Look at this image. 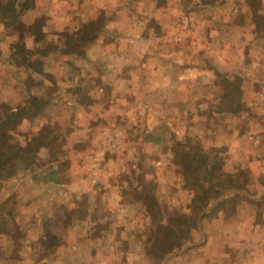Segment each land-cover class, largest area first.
<instances>
[{"label":"crops","instance_id":"crops-1","mask_svg":"<svg viewBox=\"0 0 264 264\" xmlns=\"http://www.w3.org/2000/svg\"><path fill=\"white\" fill-rule=\"evenodd\" d=\"M252 2L201 0L171 11L157 0H31L24 10L16 5L14 20L26 26L18 34L0 15L1 121L24 115L10 130L22 148L48 125L65 137L56 151L37 147L33 166L2 180L0 205L13 206L3 218L15 229L0 228V264H150L141 236L149 212L141 197L126 196L127 167L155 180L159 198L170 200L165 188L175 189L189 206L192 194L172 177L173 139L187 133L225 147L226 172L253 170L249 182L259 190L202 222L208 241L166 264H264V205L252 202L264 196V41L254 20L264 0ZM102 13L98 37L83 42ZM186 19L201 31L189 41ZM18 45L26 62L17 59ZM235 76L238 109L222 80ZM111 136H125V146ZM237 189L211 208L239 196Z\"/></svg>","mask_w":264,"mask_h":264},{"label":"rangeland","instance_id":"rangeland-1","mask_svg":"<svg viewBox=\"0 0 264 264\" xmlns=\"http://www.w3.org/2000/svg\"><path fill=\"white\" fill-rule=\"evenodd\" d=\"M14 1L15 0H0L1 16H6V7L11 6V3H13ZM198 1L200 2L201 0H157L160 6H162L166 2H169L171 4V11H175L179 4H182L181 6L185 7L186 9H194L195 6H197V3H199ZM15 2L16 5L19 3L22 4L23 0H21V2L20 0H17ZM262 5L263 0H253L252 2V6H255L256 8L262 7ZM106 17L108 16H106V14L104 13L100 14V18L96 26L98 29L102 26V24H105L104 20L106 19ZM174 17H176V20L177 16ZM192 18L194 17L192 16ZM9 20V33H21L26 27L19 20L17 22L14 20V18H10ZM186 20L187 21H185L186 26L184 28V31L187 33V36L189 35L187 38V41H189L196 35L200 34L201 31L197 28H193V26L190 25V19ZM254 20L256 21L258 30L262 32L260 35L263 36L264 19L257 17L254 18ZM174 28L175 30H173L177 32V26ZM17 54L19 55L17 56L18 60H23L26 62L28 56L26 51L21 53L18 52ZM37 64L38 63H36L35 65L36 67H38ZM222 80L224 82L223 85L225 93L226 90H228V95L233 100L232 105L234 106V109L240 108V78L238 76H235L232 78L231 82L229 81V83L225 82L227 79L224 77ZM40 107H42V105H40L39 108ZM159 109L162 110L161 107ZM132 127L136 129L138 127L137 122H134L132 124ZM53 128V125L46 126L43 130L42 138L38 141L50 144L53 150L55 149L56 151L64 142L65 137L64 135L62 136L55 134ZM133 133L135 134V132ZM120 138L122 142H120V139L116 137V139H113L112 144L117 146H121L122 144L124 147L126 137L122 136ZM7 145V147H10L11 149L13 148V150L11 151H18L17 148L19 147V143L15 139L12 138L9 142H7ZM34 145H36V143H32L30 145V148L34 147ZM30 148L27 147L25 148V151L19 152V154L23 156V159L18 160L16 162V165L31 166L36 162V148L34 149L33 153H30ZM172 149V159L175 166L177 167V175H174L172 177L174 179L175 177H177V181L181 182V184H184V186L192 194L191 204L187 207L181 204L180 200L175 198V189L165 188L166 191H170V200L168 198H159L158 193L162 192L160 189H158L159 186L157 185V182H155V180H149L150 178L145 176V174L140 170L134 169L132 167H127L126 177L130 179V185L128 187L129 190L126 196L129 201H131V199L141 197V207L144 206L143 208L147 209L149 212L150 228L147 231L143 232L144 235L141 236H144L143 238L146 239V242L148 244V251L152 261L150 264H166V261L186 254L188 250L192 248V244H205L208 241L209 236L206 234V232H204V230L200 232L199 230H202V227L204 226L202 222L208 225L207 222L212 221V219L215 217L214 214L204 216L201 221H199L198 228L191 229L189 234H185L186 232L184 231L182 232V228H186L195 222L196 213L193 214L195 210L193 204L194 199L199 200V202L201 203V201L203 200L202 198L205 195H208V197L210 198H215L219 194L227 191L228 188L237 187L240 195L235 196L233 201L227 203L226 212L228 214L232 212L234 208H236V205L238 204V202H240V200H243L248 194L252 196L253 193H256L259 190L256 184L249 182L250 177L254 176L253 170H250L248 168H239L235 173L226 172L224 167L227 159L225 147L211 148L209 145L204 144L203 140L200 137L193 136L187 133L186 135H182L179 137L177 136L175 137V139H173ZM195 183H197V187L193 186ZM0 185L2 186V180H0ZM252 202H254V204L258 208H261L264 205V196L261 199ZM214 203L212 205H214ZM212 205L210 207H212ZM12 207V201H10L6 204L5 207L0 208V228H4V226L6 225H9L11 228L15 227L13 218L11 220H7L6 217L5 219L3 218L4 214H6L10 209H13ZM181 217H187V219L191 221H188L187 225L184 227H181V224L179 222H169L170 219L178 220ZM19 229L20 228H18V230L16 231V237L18 239L17 246H20V244L22 243L21 238L23 235L22 231H20ZM171 231H174L175 234L172 235ZM185 236L188 237L187 240L181 239V237ZM49 240L51 243L54 242V240H51L50 237H48V241ZM181 241L184 245L183 247L179 248L177 244ZM168 247H171L174 250L172 253L166 255L165 252ZM26 251L28 252V254H30L29 250ZM1 253L2 250L0 249V254ZM14 254H17V248L16 250H14Z\"/></svg>","mask_w":264,"mask_h":264},{"label":"trees","instance_id":"trees-1","mask_svg":"<svg viewBox=\"0 0 264 264\" xmlns=\"http://www.w3.org/2000/svg\"><path fill=\"white\" fill-rule=\"evenodd\" d=\"M17 1V0H15ZM13 2L11 3V6H8L6 7V10H5V14L7 19H10V18H16L15 14H16V2ZM30 2L31 0H23V3L21 4V7L22 9H26V8H29L30 6ZM256 17L258 18H261V19H264V15H261L259 13H257L256 11ZM8 26L10 25L9 23L7 24ZM97 26V22H94L92 23L90 26H88L85 30V34L83 35L82 37V40L83 42H88V41H92V40H95L97 37H98V32H99V29L96 27ZM263 32H264V25H263ZM262 41H264V35L262 36ZM17 51L18 52H24L25 49L21 46H17ZM34 104H36V107L39 108V106L41 105L40 102H37L34 101ZM25 113V116L28 114L27 112H24ZM24 115L22 116H14L13 118L12 117H9L7 118L6 120H2L1 121V117H0V180H3L5 179L6 175L5 174H12L14 171H16L18 169V165H16L17 161L18 160H21L23 159V156L19 154V152L21 151H25V148H22V147H18V151H11L13 150V148L11 149L10 147H7V142H9L11 139H12V136L10 135V130L11 128L17 124L18 122H20L22 120ZM29 116V115H28ZM33 143H36V145H34V147H29L30 149V153H33L34 149L39 147L40 145L42 144H48V143H42L38 140L34 141ZM49 145V144H48ZM15 150V149H14ZM28 151V150H27ZM16 152V153H15ZM1 186V185H0ZM194 187H197V183H195L193 185ZM231 188H237V187H231ZM231 188H228V189H231ZM227 191L223 192L222 194H219L217 197L215 198H210L208 197V195H205L201 201V203L199 202V200L197 199H194L193 201V204H194V213L196 215V218H195V222L188 226V227H184L187 225V222L188 221H191L189 219H187V217H181L180 219H170L169 222L172 223H180L181 224V227H184L182 228V232H186L185 234H189L190 230L193 229V228H198V225H199V221H201V219L206 216V215H209V214H215L217 211L225 208L227 206V203L228 202H231L234 200V198H229V199H225L223 201H221L220 203H218L216 206H214L213 208H211L210 206L216 202L220 196H222L223 194H225ZM6 205H0V208L2 207H5ZM10 213V210L8 211ZM172 235L175 234L174 231H171ZM181 239H185L187 240L188 237L185 236V237H181ZM178 247L181 248L183 247V243L182 241L179 242L178 244ZM174 249H172L171 247L168 249H166V252L165 254H170L173 252Z\"/></svg>","mask_w":264,"mask_h":264},{"label":"built area","instance_id":"built-area-1","mask_svg":"<svg viewBox=\"0 0 264 264\" xmlns=\"http://www.w3.org/2000/svg\"><path fill=\"white\" fill-rule=\"evenodd\" d=\"M107 140H108V142H111L112 143L113 138L109 137Z\"/></svg>","mask_w":264,"mask_h":264}]
</instances>
